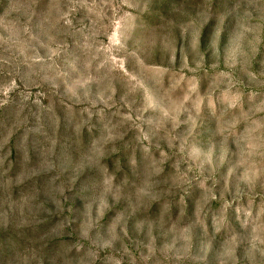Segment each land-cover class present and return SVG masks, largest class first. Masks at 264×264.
<instances>
[{
	"label": "rangeland",
	"instance_id": "1",
	"mask_svg": "<svg viewBox=\"0 0 264 264\" xmlns=\"http://www.w3.org/2000/svg\"><path fill=\"white\" fill-rule=\"evenodd\" d=\"M0 264H264V0H0Z\"/></svg>",
	"mask_w": 264,
	"mask_h": 264
}]
</instances>
